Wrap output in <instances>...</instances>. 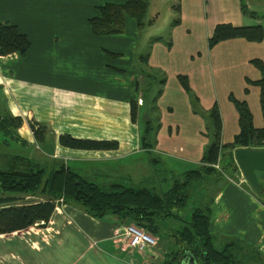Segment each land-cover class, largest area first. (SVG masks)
I'll return each mask as SVG.
<instances>
[{"label": "crops", "instance_id": "obj_1", "mask_svg": "<svg viewBox=\"0 0 264 264\" xmlns=\"http://www.w3.org/2000/svg\"><path fill=\"white\" fill-rule=\"evenodd\" d=\"M126 1L0 0V22L18 26L31 42L25 56H0V108L11 117L22 118L23 125L13 139L23 146L42 143L44 162H59L85 178L123 180L128 187H149L159 193L164 184L203 164L212 142L215 105L222 121L221 144L233 143L240 127L230 95L247 101L255 127L264 126L261 89L246 82L263 76L251 61L264 63V41L233 39L209 47L217 25L264 28V18H252L242 11L246 6L264 16V0H257V8L252 0H148L146 17L150 14L152 18L142 27L136 22L137 27L155 26L161 13L155 3L167 2L170 34L168 38L151 37L150 52L141 56H148V62H142L145 70L140 76L123 61H113L115 39L94 35L90 26L99 6ZM133 19L126 16V32L129 26L135 28ZM180 76L188 79L193 97ZM32 123L36 129L41 126L42 140L36 138ZM148 125L149 143L154 146L146 149ZM62 135L117 141L119 148L69 149L60 145ZM160 164L161 170L150 169ZM220 174L206 177V183L212 184L203 187L211 190L212 233L219 241L238 239L250 244L264 257L262 200L250 186L243 191L230 182L237 173ZM261 178L264 181V175ZM124 226L115 218L95 219L57 201L45 226L0 235V264H163L170 250H161L160 245L148 248L149 253L123 250Z\"/></svg>", "mask_w": 264, "mask_h": 264}, {"label": "trees", "instance_id": "obj_2", "mask_svg": "<svg viewBox=\"0 0 264 264\" xmlns=\"http://www.w3.org/2000/svg\"><path fill=\"white\" fill-rule=\"evenodd\" d=\"M98 16L90 20L92 32L96 36L118 35L125 31L126 16L134 18L139 27L144 26L148 9V0H127L123 4L107 3L99 6ZM245 15L261 19L255 12L242 7ZM179 20L175 23H178ZM153 23V21H151ZM233 39H244L248 42L261 43L264 41V28L261 25L235 27L232 24H220L209 39V47ZM170 43L168 46L170 47ZM31 47L28 36L22 33L18 26L12 23L0 22V56L18 53L25 56ZM142 62L147 64L148 56ZM251 63L262 73L259 81L247 79L248 85L261 89V104L264 115V63L252 60ZM150 78V77H148ZM186 92L193 97L185 76L179 77ZM165 80L162 81V84ZM246 94L249 90H245ZM162 94L157 92L154 102ZM145 95V93H144ZM147 95V94H146ZM195 101L197 99L194 97ZM229 100L234 104L239 115L240 132L233 143L222 145V121L217 105L212 108V142L208 147L203 164L196 170L187 171L172 181V186L165 192H157L149 187L134 188L115 183L109 188L103 187L88 178L82 177L65 165L35 160L22 155L0 153V235H11L24 231L32 226H45L55 211L57 201L62 204L75 206L85 211L95 219L104 220L112 217L125 225H135L148 234L158 237L161 241H169L170 253L163 264H189L193 259L196 264H246L249 261L245 253L250 249L246 243L238 239H224L219 241L212 233V202L210 205L201 204L196 208L190 219L180 216L191 196V191L197 186L207 187L205 180L209 175L220 172L210 165L218 162L223 172L233 175L239 171L234 158V151L238 148L264 150V126L256 128L254 117L247 101H240L233 95ZM197 110V106L194 103ZM133 108V107H132ZM132 120H136V113L132 110ZM23 125L22 118L11 117L0 108V133L6 138H16V133ZM32 130L37 139L42 140L41 126L36 129L32 123ZM144 137V146L151 148L149 143L151 127L148 125ZM152 135V134H151ZM61 146L75 150L112 151L119 148L117 141H98L77 139L70 135L59 138ZM264 172H258L260 180ZM264 187V183L260 180ZM208 191L209 195L211 190ZM264 195V192L263 194ZM45 198L43 201L24 202L26 198ZM181 219L184 226L169 237L161 234L164 221ZM224 245L217 247V243ZM163 243V242H162Z\"/></svg>", "mask_w": 264, "mask_h": 264}, {"label": "rangeland", "instance_id": "obj_3", "mask_svg": "<svg viewBox=\"0 0 264 264\" xmlns=\"http://www.w3.org/2000/svg\"><path fill=\"white\" fill-rule=\"evenodd\" d=\"M252 2L255 8H257V5H256L257 0H252ZM169 7H170V4L167 2L155 3V10L157 9L159 10V12H161L159 15V20L155 24V26L145 25L144 28L140 29L139 27H137L136 21L132 18L135 23V28L129 26L128 32H126V29H125L124 33L122 34H118L114 36L111 35V37L115 39L112 42L114 51H112L113 54L110 55L112 60L113 61L114 60L123 61L124 66L128 68L129 71L136 72L138 73L139 76L143 75L142 73L144 72L145 69H144V64L141 61V56L150 52V49L152 46L151 37H154V39L157 37L158 38H168L169 37L170 23H171V19L168 18ZM261 10L262 12H264V9H261ZM127 18H131V17L127 16ZM151 18L152 17L150 16V14L147 15L145 22L148 23ZM158 78H161V76H158ZM153 84H154L153 85L154 89L156 90L159 89L160 87L159 84H156V83H153ZM43 150L44 149H43L42 143L37 142L33 146H23L19 144L18 142H16L13 138H6L0 133V153H6V154H12V155H22V156L29 157L35 160L37 159L41 160L42 155H43ZM152 159H154V156L152 157ZM161 159L163 160L166 159L165 155H163ZM162 168L163 166L161 164L158 165L157 167H153V166L150 167L152 171L161 170ZM234 173L235 174L237 173V174L233 176L231 175L232 177L229 178V180H231L233 184L238 186V188L240 187L239 189L244 191V189H246L247 187L246 185L251 187V185L249 184L247 179L244 177L240 169L239 171L234 172ZM88 180L94 181L97 184L103 187H106V188H109L112 184H115V183L124 184L123 180H110V179L93 178V177L92 179L88 178ZM260 180L264 183L263 179L261 178V174H260ZM172 184H173L172 182L164 184L160 193L167 191L169 188H171ZM257 196L262 200V201H259L261 205L264 206V195L257 194ZM211 200H212L211 194L209 195L208 191H204L201 188V186L196 185L191 191V196L189 198L187 206L180 211V216H182L183 219L185 220H189L193 211L196 208L201 207L202 206L201 204H204V206L210 205ZM28 201L33 202L37 200L33 198L32 200H26L24 202H28ZM183 226H184V222L181 219L170 218L164 221L163 227L161 229V234L164 238H169L173 236L177 232V230H179ZM162 242H163L162 244L159 242V245L162 247V249L161 248L160 249L161 250L168 249V246H170L169 241H166V242L162 241ZM223 246L224 245H220L219 242L217 243L218 248H222ZM248 247L250 250L247 253H245V255L247 257V260H252V261H249L246 264H264V257L260 258V255L252 249V245L248 244ZM143 252L149 253V249L147 248Z\"/></svg>", "mask_w": 264, "mask_h": 264}, {"label": "water", "instance_id": "obj_4", "mask_svg": "<svg viewBox=\"0 0 264 264\" xmlns=\"http://www.w3.org/2000/svg\"><path fill=\"white\" fill-rule=\"evenodd\" d=\"M234 158L238 168L253 190L257 194L262 195L264 187L260 183L257 173L264 172V150L238 148L234 151ZM189 264H196V262L191 259Z\"/></svg>", "mask_w": 264, "mask_h": 264}, {"label": "built area", "instance_id": "obj_5", "mask_svg": "<svg viewBox=\"0 0 264 264\" xmlns=\"http://www.w3.org/2000/svg\"><path fill=\"white\" fill-rule=\"evenodd\" d=\"M139 105L143 104L142 99L138 101ZM221 156H219L218 162L210 165L212 168L220 173H223L221 164ZM230 182H232L230 180ZM123 239L121 240L123 250H133L143 252L147 248H156L159 245V240L144 230L135 225H126L123 229Z\"/></svg>", "mask_w": 264, "mask_h": 264}]
</instances>
